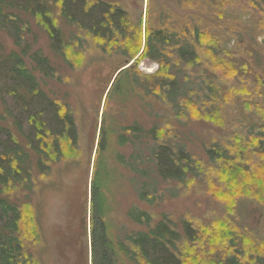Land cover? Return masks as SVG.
<instances>
[{"label":"rangeland","instance_id":"obj_1","mask_svg":"<svg viewBox=\"0 0 264 264\" xmlns=\"http://www.w3.org/2000/svg\"><path fill=\"white\" fill-rule=\"evenodd\" d=\"M104 1L128 13L131 25L141 28L142 40L145 27L151 25L156 29L166 26L172 34L190 30V41L193 28L211 34L222 61L207 55L205 47L210 43L202 41L195 44L200 54L195 63H175L181 95L179 106L174 107L154 88L159 64L140 56L141 50L125 64L128 57L102 50V41L68 23L55 4L48 2L62 41L69 44L64 59L51 49L48 34L36 18L20 13L28 22L23 34L30 45L25 63L30 69L35 67L30 59L35 51L47 58L55 76H44L39 70L33 73L45 98L65 104L71 112L77 136L76 147L65 145L63 157L47 162V172L40 174L35 168L38 155L27 148L0 99V123L9 127L29 152L31 189L17 187L6 194L11 202L28 206L24 209L30 233L28 252L38 264H92V192L93 212L104 217L101 228L96 224L97 239L102 237L112 244L105 252L106 260L97 259L100 264H142L131 259L119 244L130 246L128 235L147 232L164 218L170 219L183 237L185 221L209 223L225 216L236 225V232L247 231L264 240V203L243 195L236 197L233 211L226 212L227 199L219 197L227 185L219 178L226 163L212 161L210 153L215 144L230 152V137L241 135L247 140L264 133L258 127L264 122V0ZM5 26L7 29L0 27V52H19L22 46L15 45L10 25ZM226 61L237 68L235 76L222 74ZM212 86L218 99L208 91ZM249 94L252 97H246ZM2 98L10 109L9 97L3 94ZM212 108H219L220 124L209 118ZM13 114L24 119L14 110ZM21 127L27 134L25 122ZM254 144L245 146L251 150ZM159 145L170 147L174 156L182 149L191 157L189 167L194 170L187 172L185 181L162 180L158 175L162 172L157 171L159 160L155 156ZM255 164L253 161V171ZM142 192L146 194L143 199ZM140 211L148 213L150 221L134 222L132 218ZM104 227L103 236L100 229ZM224 251L219 249L220 257Z\"/></svg>","mask_w":264,"mask_h":264},{"label":"trees","instance_id":"obj_2","mask_svg":"<svg viewBox=\"0 0 264 264\" xmlns=\"http://www.w3.org/2000/svg\"><path fill=\"white\" fill-rule=\"evenodd\" d=\"M48 2L55 4L58 14L68 23L102 41L101 49L106 50L108 54L112 51L119 52L128 57L126 59L128 62L141 50L140 56L156 61L159 70L156 72L154 88L174 104V107L179 106L177 101L181 95L178 78L174 72L175 63H195L200 55L195 44L202 41L210 43L205 47L207 55L222 61V53L216 46V38L204 33L205 31L201 32L199 28L191 29L193 38L190 41L187 38L190 30L185 32V28L180 34L179 32L172 34L166 26L158 29L152 25L146 26L142 40L141 28L132 26L128 13L115 3L104 0H0V27L7 29L5 25H10L15 45L22 46L19 52L11 51L8 54L0 52V99L6 116L13 120V124L21 132L27 148L38 155L35 168L38 167L40 174L47 172L49 167L47 162L63 157L65 145L68 148H75L77 145L76 128L71 112L65 104L45 98L33 73L34 70H39L44 76L54 77V68L47 58L37 51L30 55L35 67L30 69L25 63L30 45L23 34L28 29V22L22 19L20 13L36 18L48 34L51 49L66 59L65 49L69 44L63 43ZM227 66L229 64L226 61L222 74L235 76L237 68L234 65ZM176 72L179 74V70ZM257 81L261 84L260 78ZM256 90L260 94V90ZM208 91H211V96L218 99L219 96L213 86ZM3 94L11 100L10 109L3 101ZM252 95L246 97L250 98ZM13 110L23 115L24 119L14 116ZM219 112V108H212L209 115L217 124L222 122ZM24 122L28 127L27 134L22 132L21 125ZM258 127L264 130V122ZM155 131L156 129L152 130L153 135ZM227 141L230 143L228 145L231 147L230 152L229 148L222 149L219 144L213 145L210 150L213 154L212 161L226 163L222 165L219 175L220 180L227 184L219 191V197L227 199L225 202L227 206L224 207L226 212H232L236 197L243 195L256 197L259 202L264 203V133L253 134L252 138L247 140L241 135H236ZM250 143H255L251 150L245 146ZM159 148L160 152L155 156L159 160L157 171L158 173L162 171L163 174H158L161 179L185 181L187 172L194 170L193 167H189L191 157L182 149L179 150L178 156H174L170 147L159 145ZM253 161L256 163L254 171L251 166ZM32 177L29 152L24 150L12 130L0 123V264H38V260L26 248V239L30 233L25 227L24 209H28V206L25 203L23 205L13 203L6 195L12 188L31 189ZM93 186L92 180L91 187ZM91 195L92 264H100L97 259L99 258L101 262L106 260L105 252L111 249L112 244L102 237L97 239L96 224H99V227L103 225L104 217H96L94 214L95 196L93 192ZM145 195L142 192V199ZM132 220L142 224L150 221V216L140 211ZM173 226L170 219L164 218L147 232L137 231L128 235L126 240L130 246L124 243H120L119 246L131 259L142 264H246L247 261L258 264L264 261V240L255 238L247 231L236 232L238 228L228 217L217 218L209 223L187 220L183 237ZM100 230L104 236L106 228ZM222 248L225 251L220 253L224 256L220 257L218 251Z\"/></svg>","mask_w":264,"mask_h":264},{"label":"flooded vegetation","instance_id":"obj_3","mask_svg":"<svg viewBox=\"0 0 264 264\" xmlns=\"http://www.w3.org/2000/svg\"><path fill=\"white\" fill-rule=\"evenodd\" d=\"M128 63V62H127ZM88 233H89V231H88Z\"/></svg>","mask_w":264,"mask_h":264},{"label":"water","instance_id":"obj_4","mask_svg":"<svg viewBox=\"0 0 264 264\" xmlns=\"http://www.w3.org/2000/svg\"><path fill=\"white\" fill-rule=\"evenodd\" d=\"M126 64H127V62H126Z\"/></svg>","mask_w":264,"mask_h":264}]
</instances>
